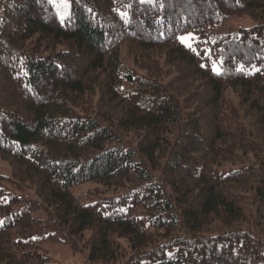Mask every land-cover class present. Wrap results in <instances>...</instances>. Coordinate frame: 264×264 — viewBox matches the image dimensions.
<instances>
[{
    "label": "trees",
    "instance_id": "16d2710c",
    "mask_svg": "<svg viewBox=\"0 0 264 264\" xmlns=\"http://www.w3.org/2000/svg\"><path fill=\"white\" fill-rule=\"evenodd\" d=\"M69 1L0 0V158L55 228L0 198V264H54L46 237L87 264H264V0ZM231 15L254 24L211 35ZM85 181L115 195L81 204Z\"/></svg>",
    "mask_w": 264,
    "mask_h": 264
},
{
    "label": "rangeland",
    "instance_id": "374dc122",
    "mask_svg": "<svg viewBox=\"0 0 264 264\" xmlns=\"http://www.w3.org/2000/svg\"><path fill=\"white\" fill-rule=\"evenodd\" d=\"M60 0H57L56 5H53V8L57 14L59 20L60 16L63 15L64 18L69 14L65 12L64 9L59 7ZM70 3V1H69ZM254 24V21L248 16H237L231 15L222 20L218 25L213 28L212 34L230 32L233 29L238 28H249ZM188 34H192L195 39L190 42L193 45V48H197L198 44L200 46L206 47V41L210 37V34H199L198 32L189 31L183 33L180 36H187ZM121 57L123 62L126 65H129L130 58L125 54V52L121 51ZM216 64L218 70L220 71V65L217 62H213ZM70 191L72 195L81 203V204H91L100 201H104L106 198L115 195L113 191H104L102 185L93 181H85L73 185L70 187ZM10 197H16V200L11 201V207L13 210L19 208L30 207V212L32 216L41 221V232L35 233L37 238H41V235H45L51 231H54V224L51 225L50 220H48L47 214L41 208H35V202L37 201V197L35 196L33 190L28 187H22L15 184L11 178V170L9 164L0 158V198L4 202H10ZM35 208V209H34ZM2 215L0 214V219ZM39 245L41 250L45 251L51 261L54 264H87L88 263V251L87 249H82L81 251H73L68 243L63 240H51L48 237L45 239L39 240Z\"/></svg>",
    "mask_w": 264,
    "mask_h": 264
},
{
    "label": "snow or ice",
    "instance_id": "6c2138e0",
    "mask_svg": "<svg viewBox=\"0 0 264 264\" xmlns=\"http://www.w3.org/2000/svg\"><path fill=\"white\" fill-rule=\"evenodd\" d=\"M47 2L49 4L56 5L57 0H47ZM141 2L143 3V2H145V0H141ZM148 2L155 3V0H148ZM59 7L64 9L65 12H68L69 9H70L69 0H60ZM60 19L63 21L64 20V16L61 15ZM193 39H195V37L192 34H188L187 36H180L179 37L180 42L182 44H184L185 47H187L190 51L196 52V50L193 48L192 43L190 42ZM201 66L203 67L204 65H201ZM212 71L215 72L217 75L220 74L219 70H218V67H217V65L215 63L213 64ZM2 225H3V221H0V226H2Z\"/></svg>",
    "mask_w": 264,
    "mask_h": 264
}]
</instances>
